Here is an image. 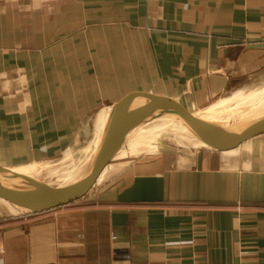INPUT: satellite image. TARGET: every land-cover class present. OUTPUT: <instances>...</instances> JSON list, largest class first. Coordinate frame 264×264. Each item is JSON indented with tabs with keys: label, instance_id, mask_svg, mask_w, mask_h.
<instances>
[{
	"label": "crops",
	"instance_id": "0c3cea01",
	"mask_svg": "<svg viewBox=\"0 0 264 264\" xmlns=\"http://www.w3.org/2000/svg\"><path fill=\"white\" fill-rule=\"evenodd\" d=\"M132 91L245 109L264 95V0H0L13 170L73 153ZM194 137L160 136L49 211L0 204V264H264V134L230 150Z\"/></svg>",
	"mask_w": 264,
	"mask_h": 264
},
{
	"label": "water",
	"instance_id": "95a60500",
	"mask_svg": "<svg viewBox=\"0 0 264 264\" xmlns=\"http://www.w3.org/2000/svg\"><path fill=\"white\" fill-rule=\"evenodd\" d=\"M159 120L181 121L188 125L207 145L230 150L264 134V111L248 121H233L226 125L205 120L193 112V106L183 98L160 92L132 91L115 104L109 115L104 139L92 167L79 179L64 186L13 170L0 160V173L16 182V186L0 181V201L21 214H35L75 202L88 195L100 177L124 150L131 133L143 125ZM240 124L237 125L234 124Z\"/></svg>",
	"mask_w": 264,
	"mask_h": 264
},
{
	"label": "rangeland",
	"instance_id": "374dc122",
	"mask_svg": "<svg viewBox=\"0 0 264 264\" xmlns=\"http://www.w3.org/2000/svg\"><path fill=\"white\" fill-rule=\"evenodd\" d=\"M119 101H117L116 103H118ZM116 103H114L113 105L111 103L107 104L108 106H110L108 110L112 112ZM237 103L238 102H231L230 104L224 106H220L216 103H210L209 105H207L206 108H199L200 111L197 110V112H195V115L205 119V118H212L214 117V115L218 116L217 114H220L221 118L219 120H221L225 115H227L231 111L230 108L236 106ZM207 110H213L214 113L213 114H211L212 112L208 113L206 112ZM235 111L236 110H234V112ZM241 111L243 110H239L235 114L238 115L241 113ZM236 115L234 116L233 114V117L230 118L233 119L234 117H236ZM219 120L217 122H219ZM246 121L248 120H245V122ZM107 124L108 121L105 122V119L102 120L101 124L97 128L96 133H94L91 136L90 140L86 141L84 144H81L79 147H77V149L73 153L55 156L47 160H40V161L37 160V162H31L32 164L35 165L37 171H34L33 173H27V172H19V173L39 177L47 181L49 184L55 186L66 185L68 183H71L79 179V177L83 174V172H87L92 167V164L95 160V157L104 139ZM158 124L160 125L147 124L148 126L153 127L152 132H150L147 135L138 137L139 136L138 134L135 133L134 135V132L131 133L129 137V141L127 142V145L125 146L124 150H121L122 152L118 153V154L121 153L120 154L121 156L122 154H124L126 155V157L125 156L123 158L117 157L111 163V165L120 161L123 162L125 160H131L133 158H136V156L138 154H141L142 151L151 148V144H153L155 139L160 138V136L165 137L166 135H173L167 128H165V126L177 124V121L172 122L171 120L169 121L159 120ZM180 133L188 134L189 137L195 135V133L189 128L188 129L184 128L181 132L177 133L176 135ZM132 135L134 136L131 138ZM1 161L4 162L5 160H1ZM111 165L109 166L110 168ZM0 204L4 205V203H2L1 201Z\"/></svg>",
	"mask_w": 264,
	"mask_h": 264
},
{
	"label": "bare ground",
	"instance_id": "6f19581e",
	"mask_svg": "<svg viewBox=\"0 0 264 264\" xmlns=\"http://www.w3.org/2000/svg\"><path fill=\"white\" fill-rule=\"evenodd\" d=\"M264 111V96L263 95H259L257 96L245 109H243V111H241L240 114L236 115L235 113L237 111L234 112V110H231L227 115H225L221 120H219L221 118V115L218 114V116H215L211 119H208V121H218L220 123H223V124H227V125H230L232 124L233 120L235 122H238V121H245V120H249L251 119L253 116H258L259 114H261L262 112ZM111 114V111H109V115ZM233 114L234 116L236 115V117H234L233 119H231L233 117ZM109 115L107 116L106 118V121H108V118H109ZM231 117V118H230ZM230 119V120H228ZM239 119V120H238ZM105 121V122H106ZM172 122H176L175 120H172ZM235 125L240 126V124H237L235 123ZM151 124H157V125H160L158 124V121L156 122H153ZM225 124V125H226ZM165 128H167L172 134L173 136H175L177 133L181 132L184 128H189L187 124H185L184 122H177V124H173V125H169V126H165ZM190 129V128H189ZM153 130V127L152 126H148V125H143L141 127H139L138 129H136L134 131V134H138L139 136H142V135H147L149 134L150 132H152ZM193 140H196V137L191 136ZM84 174H86V172H83V174L80 176L82 177ZM79 177V178H80ZM9 180L13 181L12 179H9L5 173L3 175V173H0V181L4 184V185H9ZM74 182V181H73ZM69 184V183H68ZM67 185V184H66ZM60 186H64V185H60Z\"/></svg>",
	"mask_w": 264,
	"mask_h": 264
}]
</instances>
